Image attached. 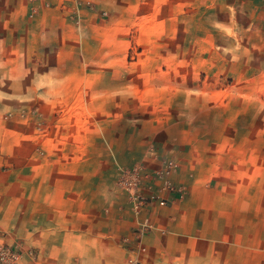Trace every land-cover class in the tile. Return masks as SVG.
<instances>
[{
    "label": "rangeland",
    "instance_id": "obj_1",
    "mask_svg": "<svg viewBox=\"0 0 264 264\" xmlns=\"http://www.w3.org/2000/svg\"><path fill=\"white\" fill-rule=\"evenodd\" d=\"M30 3L0 0V179H19L0 188V246L17 264H142L143 211L185 193L172 175L188 156L205 189L250 193L264 250L254 14L227 0ZM169 159L173 191L157 175ZM138 193L155 195L139 213Z\"/></svg>",
    "mask_w": 264,
    "mask_h": 264
},
{
    "label": "crops",
    "instance_id": "obj_2",
    "mask_svg": "<svg viewBox=\"0 0 264 264\" xmlns=\"http://www.w3.org/2000/svg\"><path fill=\"white\" fill-rule=\"evenodd\" d=\"M28 1L36 10L37 0ZM227 1L233 2L232 8L249 9L252 23L264 31V0ZM22 22L27 25L26 15ZM188 157V163L180 158L181 166L172 175L175 185L185 188L183 196L168 195L167 205L153 202L143 211L152 229L142 239L147 250L142 264H264L260 241L252 239L250 193L205 189L203 175L189 170L195 168V157ZM18 180L0 179V188L12 194Z\"/></svg>",
    "mask_w": 264,
    "mask_h": 264
},
{
    "label": "built area",
    "instance_id": "obj_3",
    "mask_svg": "<svg viewBox=\"0 0 264 264\" xmlns=\"http://www.w3.org/2000/svg\"><path fill=\"white\" fill-rule=\"evenodd\" d=\"M176 167V163L173 159H169L166 161L165 167L159 171H157V175L164 179V188L169 189L171 191L175 190L173 185L171 184L169 180L170 174L173 172V170ZM135 177L138 178V176L135 174ZM179 192H182L179 190ZM180 196H183V193H181ZM155 195L151 197H145L141 194H135L133 199H134V208L136 212H140L143 208V206L147 203V198L153 199ZM160 205H166L167 201L166 199H160L159 200ZM147 225L146 223H144ZM22 258V252L19 249H16L14 247L10 246H0V264H17L20 259Z\"/></svg>",
    "mask_w": 264,
    "mask_h": 264
}]
</instances>
